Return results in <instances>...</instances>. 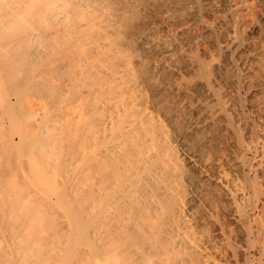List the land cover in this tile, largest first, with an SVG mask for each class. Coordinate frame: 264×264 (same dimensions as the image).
<instances>
[{
  "label": "bare ground",
  "instance_id": "bare-ground-1",
  "mask_svg": "<svg viewBox=\"0 0 264 264\" xmlns=\"http://www.w3.org/2000/svg\"><path fill=\"white\" fill-rule=\"evenodd\" d=\"M0 264H264V0H0Z\"/></svg>",
  "mask_w": 264,
  "mask_h": 264
}]
</instances>
